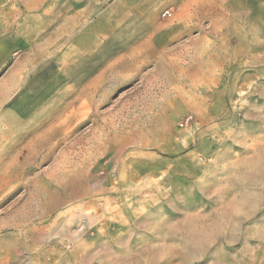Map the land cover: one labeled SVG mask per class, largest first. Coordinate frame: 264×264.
<instances>
[{"label":"rangeland","instance_id":"374dc122","mask_svg":"<svg viewBox=\"0 0 264 264\" xmlns=\"http://www.w3.org/2000/svg\"><path fill=\"white\" fill-rule=\"evenodd\" d=\"M0 264H264V0H0Z\"/></svg>","mask_w":264,"mask_h":264},{"label":"built area","instance_id":"2783aa9c","mask_svg":"<svg viewBox=\"0 0 264 264\" xmlns=\"http://www.w3.org/2000/svg\"><path fill=\"white\" fill-rule=\"evenodd\" d=\"M163 15L166 16V15H169V13L168 12H165V13H163Z\"/></svg>","mask_w":264,"mask_h":264}]
</instances>
